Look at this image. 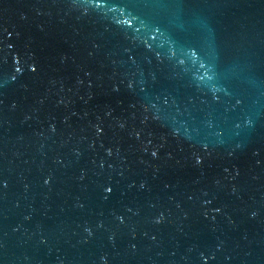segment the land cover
I'll return each instance as SVG.
<instances>
[{
  "label": "water",
  "instance_id": "95a60500",
  "mask_svg": "<svg viewBox=\"0 0 264 264\" xmlns=\"http://www.w3.org/2000/svg\"><path fill=\"white\" fill-rule=\"evenodd\" d=\"M0 181V264H264V0H0Z\"/></svg>",
  "mask_w": 264,
  "mask_h": 264
},
{
  "label": "snow or ice",
  "instance_id": "6c2138e0",
  "mask_svg": "<svg viewBox=\"0 0 264 264\" xmlns=\"http://www.w3.org/2000/svg\"><path fill=\"white\" fill-rule=\"evenodd\" d=\"M98 2H99V0H98ZM155 155H156V153L153 152V156H155ZM44 183L47 184V183H48V180L45 179ZM2 185H3V182L0 181V186H2ZM141 187H143V185H141ZM107 190H108V191H111V189H107ZM252 215H255V213L253 212ZM157 222H159V220H158ZM86 231H87V229H86Z\"/></svg>",
  "mask_w": 264,
  "mask_h": 264
}]
</instances>
